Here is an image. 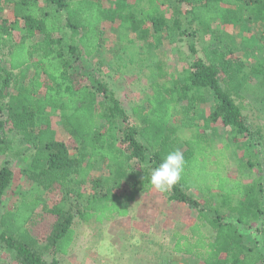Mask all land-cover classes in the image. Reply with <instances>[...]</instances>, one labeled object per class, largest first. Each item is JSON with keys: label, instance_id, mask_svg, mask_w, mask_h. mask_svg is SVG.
Returning a JSON list of instances; mask_svg holds the SVG:
<instances>
[{"label": "trees", "instance_id": "obj_1", "mask_svg": "<svg viewBox=\"0 0 264 264\" xmlns=\"http://www.w3.org/2000/svg\"><path fill=\"white\" fill-rule=\"evenodd\" d=\"M104 1L0 0V7L6 5L4 12L10 15L7 25L0 21V54L7 43L5 36L14 33L8 40L12 45L6 66L0 63V114H6V119L0 120V158L5 156L7 145L5 127L20 135L30 148L22 170L30 186L16 205L0 216L1 243L19 264H58L57 255H66L73 243L75 218L102 223L125 217L136 196L152 188L165 194L170 189L169 201L198 208L186 195L194 190L206 199L210 214L198 211L194 225L184 233L174 232L171 251L194 256L203 264L263 263V255L247 246L240 232V227H249L264 216L262 182L229 177L228 145L215 147L206 127L220 121L237 137L249 133L244 123L245 107L237 100L248 82L256 80L264 87V59L260 66L246 65L216 47L207 59L196 56L180 76H173L164 62H158L149 78L151 93L136 115L138 123L133 124L111 90L97 79L85 81L72 69L80 56L90 58L97 52L104 25L126 20L122 13L125 0H116L112 8ZM145 1L147 7L139 11L140 17L127 15V21L139 40L155 39L152 47H158L164 37L176 36L181 13L195 26L188 37L192 54L197 52L194 36L199 31L209 37L218 32L217 26L252 20L264 25V0H175L170 17L162 8L171 5V0ZM65 30L70 32L66 48L60 36ZM146 45L144 59L141 43L129 48L128 58L148 70L152 47ZM26 64L33 65L34 76L21 83L15 71ZM40 75L45 77L43 82ZM208 91L216 105L201 119V125L194 126L196 119L190 114L199 113ZM178 108L185 120L189 117L188 128L194 127L187 137ZM52 115L59 117L72 148L56 138L50 126ZM260 147L264 158V141ZM147 154L155 174L142 167L136 170L132 164L135 161L142 166ZM99 166L107 173L95 175L92 171ZM252 166L249 159L242 165ZM133 173L125 189L124 182ZM12 177L3 164L0 199L10 188ZM50 191L59 193L52 207L45 199ZM213 193L218 200L210 206L208 197ZM38 208L54 217L43 246L26 229ZM45 254L51 255L50 263L44 260Z\"/></svg>", "mask_w": 264, "mask_h": 264}, {"label": "rangeland", "instance_id": "obj_2", "mask_svg": "<svg viewBox=\"0 0 264 264\" xmlns=\"http://www.w3.org/2000/svg\"><path fill=\"white\" fill-rule=\"evenodd\" d=\"M107 1V2H105ZM104 2L113 7L116 0H105ZM124 1V0H121ZM167 8H162L166 17L174 14L175 0H171ZM124 19L114 24H106L102 27L101 45L92 57L80 56L79 61L72 66L74 71H78L84 77V80L94 82L96 79L100 81L107 89L112 91L118 100V105L129 116V122L137 124V114L141 105L145 104V98L151 93L149 90L150 77L152 71L154 76V68L156 63L164 62L166 67L171 69L173 76H180L182 71L187 69L196 56L207 59V55L213 48L220 47L222 51L230 52L229 58L233 61H240L246 65L257 64L260 66L264 59V25L256 20L248 23H241L230 26H217L218 32L213 35L204 36L200 31L194 36V47L196 53L192 54L188 37L192 34L195 26H190V17L181 13L179 17L180 30L175 31L174 38L165 39L160 42L158 47L155 39L139 40V37L131 31L127 21V15L133 16L135 19L140 17L139 11L146 9L145 0H125L124 1ZM170 6V7H169ZM179 6V5H178ZM6 5L0 7V21L7 22L10 15L6 10ZM130 7V8H128ZM177 9V8H176ZM167 10L166 12H164ZM176 17V15H175ZM181 32V33H180ZM14 33L5 36L6 44L1 50L0 63L6 64L11 43L8 40L13 38ZM69 32L64 35L63 46L66 48ZM191 37V36H190ZM196 37V38H195ZM141 43L142 58H145L148 46L149 59L146 63L150 66L142 68L135 59L132 61L129 48ZM140 46V45H138ZM143 66V65H142ZM153 66V68H152ZM21 83H27L32 76L34 70L28 68L18 74ZM44 76H39L41 82ZM258 81L254 80L243 86L241 97L237 103H241L245 109L243 111L244 123L248 127L249 133L242 136H236L231 128L223 127L222 123L216 122L206 127L207 135L213 140L215 147L228 145L227 154V174L232 179H239L243 182L251 179H260L264 187V158L261 154L260 143L264 141V87L258 85ZM261 86V87H260ZM233 96V95H232ZM205 103L199 106V113L192 112L190 115L196 119L194 126L202 123L203 117L212 113L216 105L213 99V93L207 92L204 96ZM236 97V96H233ZM237 98V97H236ZM101 99V98H100ZM113 106V105H112ZM118 107V109H120ZM179 122H183L186 129L184 133L188 136L193 130V126L188 128L189 117L182 114V109L178 108ZM202 113V114H201ZM189 115V116H190ZM6 114H0V120L4 121ZM179 124V123H178ZM50 126L56 133L58 140L66 142L69 148H72L73 142L69 143L68 135L63 131L60 119L57 115L50 118ZM7 133L5 156L0 158V168L7 165L11 170L13 177L10 188L0 199V216L8 209L13 208L16 202L20 200L22 192L29 189L30 182L22 173L23 168L28 163L30 155L29 147L22 141L21 136L15 132ZM254 136V138H252ZM238 138V142L235 141ZM247 145H250L247 147ZM247 148H250L247 151ZM150 156L142 166L133 161L136 170L141 167L144 171L155 174L152 162L149 161ZM7 164H5V159ZM249 159L253 166L243 168L242 165ZM95 175L106 174L104 167L100 166L92 171ZM132 175V176H131ZM129 174L124 182V188H128L133 174ZM170 193V189H167ZM167 193H162L156 188H152L139 193L135 201L129 206V216L124 218L113 219L108 222L97 223L93 220L90 222H82L75 218L73 223L74 240L66 255H57L58 264H203L194 256L182 255L172 252L174 239L173 233L179 231L184 233L192 225L196 223L198 211L209 212V204L204 203L206 199L198 191L190 190L186 193L188 197L198 203V208H191L187 204L171 202L167 199ZM217 195L214 193L208 197L210 206H215ZM59 198V193L50 191L46 193L45 199L49 207H52L55 200ZM54 217L51 214L44 213L38 208L30 221L26 225L29 234L35 238L41 246L46 244V238L50 233ZM210 234L207 229L203 230ZM240 232L245 239L247 246L253 250L260 252L264 257V216L258 221L252 223L249 227H240ZM44 260L51 262V255L45 254ZM0 264H19L15 260L14 255L6 250L0 241ZM260 264H264L260 263Z\"/></svg>", "mask_w": 264, "mask_h": 264}, {"label": "crops", "instance_id": "obj_3", "mask_svg": "<svg viewBox=\"0 0 264 264\" xmlns=\"http://www.w3.org/2000/svg\"><path fill=\"white\" fill-rule=\"evenodd\" d=\"M69 31L65 30L60 36L64 37V35H66ZM70 33V32H69ZM66 52V49L64 50ZM4 66V65H3ZM6 66V65H5ZM28 68H33V65L32 64H26L24 66H22L21 68H19L18 70H16V74L18 75L19 73L23 72L24 70H28ZM33 70V69H32ZM129 216V213L125 216V217H128ZM117 218H124V217H116L115 219Z\"/></svg>", "mask_w": 264, "mask_h": 264}]
</instances>
